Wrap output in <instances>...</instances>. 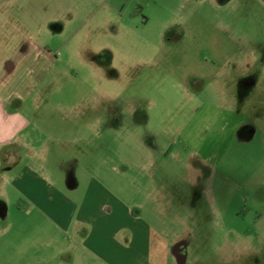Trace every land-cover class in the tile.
I'll return each instance as SVG.
<instances>
[{
    "label": "rangeland",
    "instance_id": "1",
    "mask_svg": "<svg viewBox=\"0 0 264 264\" xmlns=\"http://www.w3.org/2000/svg\"><path fill=\"white\" fill-rule=\"evenodd\" d=\"M202 1L217 77L187 83L209 71L182 32L189 6L173 18L152 4L132 15L137 0H0V20L39 36L55 65L27 107V153L0 168V264H57V223L5 181L24 167L68 204L89 192L129 208L148 264H264L248 229L264 205L251 185L264 175V0Z\"/></svg>",
    "mask_w": 264,
    "mask_h": 264
},
{
    "label": "crops",
    "instance_id": "2",
    "mask_svg": "<svg viewBox=\"0 0 264 264\" xmlns=\"http://www.w3.org/2000/svg\"><path fill=\"white\" fill-rule=\"evenodd\" d=\"M137 1L142 3L144 12L152 4L173 18H182L183 11L189 6L187 23L193 27L183 28V35L185 39L202 44L196 55L206 51L203 43L205 36L199 27L205 25L207 19L202 0ZM54 67L50 54L40 45L39 36L32 38L26 35L24 28L14 26L10 20H0V152L4 147L9 148L4 162L0 157V168L5 164L9 171L12 170L27 153L32 129L27 107ZM209 115V119H219L211 113ZM262 169L264 174V164ZM5 181L36 203L46 216L57 223L56 236L53 245H50L55 250L54 261L57 264H77L79 261L84 264L152 263L150 241L144 238V230L138 220L132 217L129 208L119 205L117 209L104 211L105 197L89 192L77 205L73 202L68 204L62 194H47V184L34 175L31 167H24L16 176ZM251 185L263 187V195L259 196L264 202V175L262 179L253 180ZM99 200L103 201L100 205L96 203ZM257 212L258 216L248 229L264 239V205ZM68 249H75V252L68 256Z\"/></svg>",
    "mask_w": 264,
    "mask_h": 264
},
{
    "label": "flooded vegetation",
    "instance_id": "3",
    "mask_svg": "<svg viewBox=\"0 0 264 264\" xmlns=\"http://www.w3.org/2000/svg\"><path fill=\"white\" fill-rule=\"evenodd\" d=\"M207 54L206 51H203L200 55H199V60L202 62V71H206L209 69V71H206L205 73H201L200 71V74H196V75H190L188 78H187V83H202V82H205V80L207 78H211V80L213 78H216L217 77V73H215L214 69H212V67L214 68L215 66H217V63L216 61H214L213 59H209L207 57ZM220 56V55H218ZM225 63L227 62H231L232 60V57H233V54L231 55V53L229 54H225L224 56H221ZM208 58V59H207ZM202 59V60H201ZM219 72V71H218ZM184 255V250H183V247L181 248V251L178 253V256L182 257Z\"/></svg>",
    "mask_w": 264,
    "mask_h": 264
},
{
    "label": "trees",
    "instance_id": "4",
    "mask_svg": "<svg viewBox=\"0 0 264 264\" xmlns=\"http://www.w3.org/2000/svg\"><path fill=\"white\" fill-rule=\"evenodd\" d=\"M142 10H143V8L139 7L132 13V15H137L138 13L142 12Z\"/></svg>",
    "mask_w": 264,
    "mask_h": 264
}]
</instances>
